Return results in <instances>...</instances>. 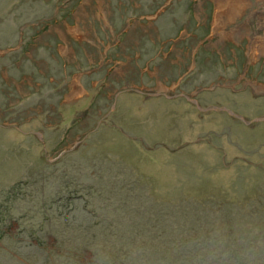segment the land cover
I'll return each mask as SVG.
<instances>
[{
  "label": "rangeland",
  "instance_id": "obj_1",
  "mask_svg": "<svg viewBox=\"0 0 264 264\" xmlns=\"http://www.w3.org/2000/svg\"><path fill=\"white\" fill-rule=\"evenodd\" d=\"M263 238L264 0H0L1 264Z\"/></svg>",
  "mask_w": 264,
  "mask_h": 264
},
{
  "label": "trees",
  "instance_id": "obj_2",
  "mask_svg": "<svg viewBox=\"0 0 264 264\" xmlns=\"http://www.w3.org/2000/svg\"><path fill=\"white\" fill-rule=\"evenodd\" d=\"M33 230H35V228H32ZM261 229V228H260ZM250 232V231H249ZM249 232H247V233H249ZM255 234H257V235H255V236H253L252 237V233L250 232L249 233V235H248V239H250V240H253V241H255L256 239V237L259 235V234H261V233H255ZM264 239V238H263ZM235 240H237V238H235ZM234 240V238H229V242H231L232 243V241L234 242L235 241ZM34 244V243H33ZM203 250H206V249H203ZM192 252H193V250L192 251H190V253L188 252V255L190 256L191 254H192ZM226 254H227V257H228V259L229 260H231V261H237L238 260V258H240V255H241V251H239L238 250V248H236V247H229L228 249H227V251H226ZM250 255H252V256H254V258H253V260L254 261H256L258 258L260 259V260H262V261H264V249L263 248H256V249H254L253 248V250H252V252H251V254ZM180 259H182V258H180ZM241 259V258H240ZM183 260V259H182ZM178 261V260H177ZM184 261V260H183ZM199 263H202V262H200V261H198ZM187 263H189V259H187L186 261H184L182 264H187ZM212 263H214V262H212ZM211 263V264H212ZM0 264H1V262H0Z\"/></svg>",
  "mask_w": 264,
  "mask_h": 264
},
{
  "label": "flooded vegetation",
  "instance_id": "obj_3",
  "mask_svg": "<svg viewBox=\"0 0 264 264\" xmlns=\"http://www.w3.org/2000/svg\"><path fill=\"white\" fill-rule=\"evenodd\" d=\"M157 14H158V12L154 14V16H153L154 18H152V19L156 20L157 16H158Z\"/></svg>",
  "mask_w": 264,
  "mask_h": 264
}]
</instances>
